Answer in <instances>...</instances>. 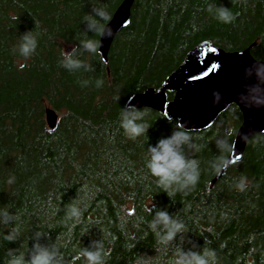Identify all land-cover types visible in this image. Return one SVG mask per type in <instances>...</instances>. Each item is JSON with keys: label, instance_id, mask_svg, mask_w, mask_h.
<instances>
[{"label": "trees", "instance_id": "trees-1", "mask_svg": "<svg viewBox=\"0 0 264 264\" xmlns=\"http://www.w3.org/2000/svg\"><path fill=\"white\" fill-rule=\"evenodd\" d=\"M121 2L0 0V264L21 255L30 264L44 251L51 264H87L76 257L98 245L105 264H194L206 249L215 253L208 264H264V133L210 188L242 122L236 105L202 131L126 107L203 41L227 51L254 45L264 61V0H135L104 62L99 38ZM25 35L35 41L27 54ZM49 107L59 114L54 129ZM128 120L144 131L127 132ZM174 137L199 179L165 190L147 167L149 149ZM157 212L182 225L172 239Z\"/></svg>", "mask_w": 264, "mask_h": 264}, {"label": "water", "instance_id": "water-1", "mask_svg": "<svg viewBox=\"0 0 264 264\" xmlns=\"http://www.w3.org/2000/svg\"><path fill=\"white\" fill-rule=\"evenodd\" d=\"M134 3L135 0H122L104 26L98 44V53L104 62H108L116 36L130 24ZM253 46L227 51L203 41L187 52L183 63L158 89L147 88L131 95L126 102V107L149 108L170 120L175 119L186 131L205 130L230 106L239 108L242 122L210 188L242 158L250 140L264 133V61L253 56ZM168 91L174 94L171 100ZM58 118L54 109H46L50 129L57 126Z\"/></svg>", "mask_w": 264, "mask_h": 264}, {"label": "clouds", "instance_id": "clouds-1", "mask_svg": "<svg viewBox=\"0 0 264 264\" xmlns=\"http://www.w3.org/2000/svg\"><path fill=\"white\" fill-rule=\"evenodd\" d=\"M221 17L225 23L230 22L229 14L226 9L221 10ZM101 18L104 19V14H101ZM16 19V17H14ZM102 33V32H101ZM24 44L22 46L23 53L27 54L31 49L35 47V41L30 35H25ZM85 47L91 51L96 50V45L92 41H88ZM71 63V61H70ZM123 127L127 132L133 136L140 135L144 128L133 123L132 120H128ZM179 139L174 137L172 140H161L157 147L150 148L151 159L147 164L148 169L152 176L158 178V183L164 186L165 190H168V186L173 182H181V187L187 185H195L198 182L199 175L192 171H189L190 165L186 163L185 158L177 150ZM237 190L243 192L245 190V183L242 181L237 185ZM69 216L79 218L81 216L80 210L75 204L69 205ZM157 221L161 223L167 230L166 236L163 237L165 240H170L175 235L182 225L172 220L166 212H157ZM155 229V222L151 225ZM9 240L13 237H7ZM101 246L98 245L96 251L83 250L76 257L77 259L83 257L87 264H105L104 257L109 255L108 251L102 252ZM215 253L209 250H205L203 256H194V264H208L206 257L214 256ZM8 264H25L23 256L16 257L8 262ZM30 264H51V257L44 251L39 255L33 256ZM177 264H184L183 261H177Z\"/></svg>", "mask_w": 264, "mask_h": 264}]
</instances>
